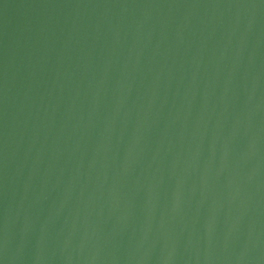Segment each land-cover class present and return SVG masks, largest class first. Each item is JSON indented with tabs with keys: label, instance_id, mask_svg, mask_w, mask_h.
Segmentation results:
<instances>
[{
	"label": "water",
	"instance_id": "water-1",
	"mask_svg": "<svg viewBox=\"0 0 264 264\" xmlns=\"http://www.w3.org/2000/svg\"><path fill=\"white\" fill-rule=\"evenodd\" d=\"M0 264H264V0H0Z\"/></svg>",
	"mask_w": 264,
	"mask_h": 264
}]
</instances>
